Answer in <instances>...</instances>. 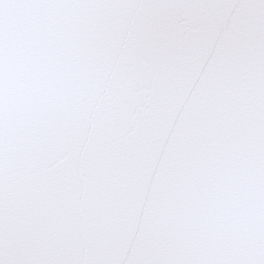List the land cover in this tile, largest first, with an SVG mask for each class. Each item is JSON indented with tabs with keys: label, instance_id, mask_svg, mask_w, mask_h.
<instances>
[{
	"label": "water",
	"instance_id": "obj_1",
	"mask_svg": "<svg viewBox=\"0 0 264 264\" xmlns=\"http://www.w3.org/2000/svg\"><path fill=\"white\" fill-rule=\"evenodd\" d=\"M0 41L3 264H197L264 209V0H88Z\"/></svg>",
	"mask_w": 264,
	"mask_h": 264
},
{
	"label": "snow or ice",
	"instance_id": "obj_2",
	"mask_svg": "<svg viewBox=\"0 0 264 264\" xmlns=\"http://www.w3.org/2000/svg\"><path fill=\"white\" fill-rule=\"evenodd\" d=\"M86 6L88 0H0V41L9 31L24 32L42 8ZM197 264H264V209H257L254 224H229L220 254Z\"/></svg>",
	"mask_w": 264,
	"mask_h": 264
}]
</instances>
